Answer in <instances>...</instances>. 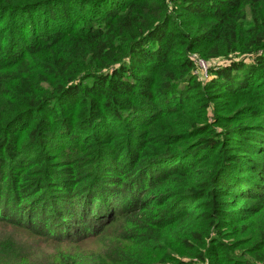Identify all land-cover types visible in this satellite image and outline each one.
<instances>
[{
	"label": "trees",
	"instance_id": "16d2710c",
	"mask_svg": "<svg viewBox=\"0 0 264 264\" xmlns=\"http://www.w3.org/2000/svg\"><path fill=\"white\" fill-rule=\"evenodd\" d=\"M178 12L190 19L178 21ZM191 19L208 20L205 30L193 32ZM17 32L19 41L27 35L33 41L11 47ZM7 37L11 59L38 48L53 53L49 80L72 86L70 100L82 92L93 96H86L91 109L100 97L113 115L129 108V125L144 128L135 134L144 143L132 161L123 159L132 128L106 127L117 147L113 167L90 174L94 164L85 171L82 162L95 150L89 142L94 138L75 136L66 142L84 152L79 170L35 158L41 169L19 181L8 175L11 164L5 159L12 162L16 154L8 147L0 154V228L8 223L66 241L92 233L85 230L99 232L127 213L172 209L181 198L187 211L174 218L217 211V219L226 208L236 211L230 210L236 197L241 202L252 196L248 176L264 185V0H0V44ZM34 40L48 46L35 48ZM195 51L207 59L233 53L242 58L210 66L209 83L202 84L188 58ZM17 70L16 80L29 92L21 67ZM66 87H59L58 95ZM88 123L96 127L97 116L90 113ZM32 132L38 140V131ZM177 226L169 234L182 224ZM136 241H143L141 233Z\"/></svg>",
	"mask_w": 264,
	"mask_h": 264
},
{
	"label": "rangeland",
	"instance_id": "374dc122",
	"mask_svg": "<svg viewBox=\"0 0 264 264\" xmlns=\"http://www.w3.org/2000/svg\"><path fill=\"white\" fill-rule=\"evenodd\" d=\"M175 18L178 21L190 19L183 12L175 14ZM191 21L195 33L199 28V33H202L208 23L206 19ZM8 39L7 37L5 42L0 44V154L8 147L16 151L12 162H9L10 158L5 159L7 164H11L8 175H11L12 179L19 181L26 177L29 171L38 173L41 167L35 164V158L38 161L46 157L52 163H57L60 168L79 170V160L84 152L66 142L73 140L75 136L80 140H88L89 135L94 138L89 142L94 144L95 150H90L87 159L82 162H86L85 171L93 164L94 171L90 174H100L111 169L117 147L108 139L114 133L106 127L132 128L130 131H133L134 136L127 142L128 144L132 141L128 144L130 150L123 159L132 161L133 152L140 154L136 149L144 142L135 134L143 132L144 128L129 125L132 120L129 108L121 110L122 116L121 113L113 115L105 105L104 99L100 97L95 99V108L91 109L86 96H93L82 92H79L77 98L70 100L72 86L49 80L53 53L38 48L18 59H11L8 55ZM19 39L17 32L11 40L15 43L11 47L25 40L33 41L28 35L23 41ZM31 44L35 48L48 46L41 40H34ZM188 58L193 62L194 59H203L209 67H214L240 60L242 57L233 53L227 57L207 59L204 54L195 51L189 53ZM93 65H101V62H94ZM20 67L30 86L29 92H26L15 78ZM169 73L171 70H167L165 75ZM193 74L196 75L195 72ZM153 76L159 79L160 74L155 72ZM197 77L200 83H209V79L204 80L199 73ZM86 78L87 75L84 79ZM177 78L181 77L178 75ZM91 84V79L85 80V86ZM62 86H67L66 91L58 95L56 90ZM126 99L127 97L123 98V102L130 103ZM234 101L230 99L228 102ZM32 102L38 104L33 105ZM257 105L258 102L252 107ZM90 113L97 116L96 127L89 128ZM244 121L247 122L248 119ZM35 130L38 131V140L33 139L31 135ZM34 147L37 149L35 152ZM14 161L17 166L13 165ZM51 173L56 175L57 172ZM107 173L110 176L116 175L114 171ZM40 176H43V172ZM254 176L258 177L255 174ZM247 180L254 185L252 196L241 202L240 198L236 197L230 208L236 211L228 212L226 208L223 218H215L217 211L211 212L210 215L192 211L191 214L174 218L176 214L187 211L188 206L184 205L187 202L182 204L181 198L172 209L156 206L149 215L145 214L147 212L127 213L123 218L107 224L102 223L101 225H106L99 232L93 233L94 229L85 230V233L93 234L66 241L38 236L23 226L4 223L0 228V264H264V185L260 184V179L251 176H248ZM0 182L3 183L1 180ZM177 224H182L180 230L176 234H169L174 229L178 230ZM139 233L142 234V242L136 241Z\"/></svg>",
	"mask_w": 264,
	"mask_h": 264
},
{
	"label": "built area",
	"instance_id": "2783aa9c",
	"mask_svg": "<svg viewBox=\"0 0 264 264\" xmlns=\"http://www.w3.org/2000/svg\"><path fill=\"white\" fill-rule=\"evenodd\" d=\"M194 62L197 66L198 69V73L200 74V76L204 79L207 80L209 78V65L208 63L203 60V59H194Z\"/></svg>",
	"mask_w": 264,
	"mask_h": 264
}]
</instances>
